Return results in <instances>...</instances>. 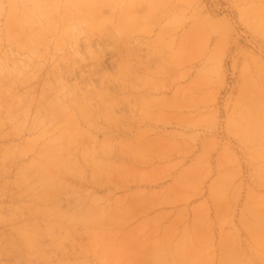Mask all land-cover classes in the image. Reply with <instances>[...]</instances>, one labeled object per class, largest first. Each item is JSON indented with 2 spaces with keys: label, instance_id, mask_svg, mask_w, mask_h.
Listing matches in <instances>:
<instances>
[{
  "label": "rangeland",
  "instance_id": "374dc122",
  "mask_svg": "<svg viewBox=\"0 0 264 264\" xmlns=\"http://www.w3.org/2000/svg\"><path fill=\"white\" fill-rule=\"evenodd\" d=\"M0 65V264H264V0H0Z\"/></svg>",
  "mask_w": 264,
  "mask_h": 264
},
{
  "label": "bare ground",
  "instance_id": "6f19581e",
  "mask_svg": "<svg viewBox=\"0 0 264 264\" xmlns=\"http://www.w3.org/2000/svg\"><path fill=\"white\" fill-rule=\"evenodd\" d=\"M36 32L39 33V31H36ZM28 63L30 64V59H28V62H26V61L19 62V67L15 68L14 72H16L18 75L24 74L26 72V70L29 68Z\"/></svg>",
  "mask_w": 264,
  "mask_h": 264
}]
</instances>
